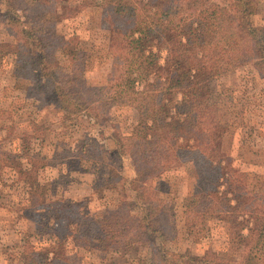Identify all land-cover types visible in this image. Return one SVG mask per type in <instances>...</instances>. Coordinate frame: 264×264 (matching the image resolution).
Instances as JSON below:
<instances>
[{
  "label": "trees",
  "instance_id": "trees-1",
  "mask_svg": "<svg viewBox=\"0 0 264 264\" xmlns=\"http://www.w3.org/2000/svg\"><path fill=\"white\" fill-rule=\"evenodd\" d=\"M77 2L20 0V14L35 24L20 28L23 18L15 13L8 26L16 28V40L1 43L0 54L15 55L16 86L30 93L37 107L83 111L95 121L100 114L108 119L105 105L133 103L139 119L116 143L132 161L135 178L124 184L123 195L84 217L72 202L44 199L39 170L48 159L30 158L24 166L13 162L0 143V181L5 172L19 174L36 233L46 235L31 237L36 240L24 245L21 263L64 264L67 246L74 244L108 252L135 246L141 253L131 261L121 257L120 264H264V190L244 186L248 174L224 149L227 128L213 97L214 82L242 63L254 61L264 76V25L251 20L256 0H97L116 61L99 85L83 74L82 49L57 31ZM4 113L0 109V130L9 120ZM180 168L195 179L187 207L189 232L201 239L207 217L223 219L234 231L237 256L224 259L210 249L194 257L164 249L170 209L161 191ZM117 175L105 176L104 183L120 180ZM34 211L47 221L35 220Z\"/></svg>",
  "mask_w": 264,
  "mask_h": 264
},
{
  "label": "rangeland",
  "instance_id": "rangeland-1",
  "mask_svg": "<svg viewBox=\"0 0 264 264\" xmlns=\"http://www.w3.org/2000/svg\"><path fill=\"white\" fill-rule=\"evenodd\" d=\"M15 2L0 0V44L16 40L12 33L16 28L9 30L8 26L15 13L23 18L18 8L20 0ZM96 2L78 0L66 13L67 19L57 25V31L71 40L72 47L77 46L84 52L83 74L92 85L106 83L116 68L115 50L108 31L101 25ZM256 2V13L251 20L256 26H262L264 0ZM38 10L43 8L32 13ZM28 21L23 18L20 28L35 24ZM162 56L165 57V52ZM61 61L67 64L65 58ZM17 67L15 55L0 54V109L5 110V117L9 116L7 123H3L6 129L0 130L1 148L11 152L13 162L24 166H29L30 158L48 159L46 166L39 170L47 202L51 199L72 202L80 206L84 217L88 213L97 214L98 209L120 196L125 183L135 178L132 161L119 149L116 139L119 134H127L138 121L136 106L131 102L105 105L108 119L100 114L95 121L83 111L71 113L68 109L55 111L46 105L37 107L35 98L16 86ZM213 97L227 128L224 149L233 156L236 166L248 174L244 186L264 190V76L259 74L254 61L242 63L214 82ZM179 171L170 179L171 184L164 187L165 191H161L166 196L163 202H168L170 209L165 219L169 226L164 249L169 254L194 257L214 249L221 258H230L239 245L228 222L207 217L206 224L203 223L205 237L197 239L189 232L187 207L195 179L188 169ZM112 173L118 174L121 181L104 183L105 176ZM26 188L14 170L5 172L0 181V264H22L20 253L24 245L36 240L31 238L33 235H38L39 240L46 236L36 233L35 222L26 208ZM32 213L35 220L47 221L40 212ZM88 246L69 244L64 260L68 264H120L122 258L131 261L141 255L135 246L124 247L119 252Z\"/></svg>",
  "mask_w": 264,
  "mask_h": 264
}]
</instances>
